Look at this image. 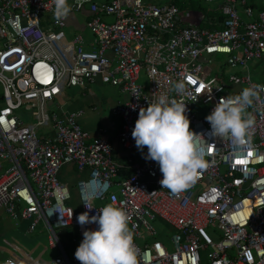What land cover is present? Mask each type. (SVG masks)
Listing matches in <instances>:
<instances>
[{
  "label": "built area",
  "instance_id": "1",
  "mask_svg": "<svg viewBox=\"0 0 264 264\" xmlns=\"http://www.w3.org/2000/svg\"><path fill=\"white\" fill-rule=\"evenodd\" d=\"M68 3L70 13L83 10L90 38L66 35L53 0H0V210L43 236L29 264H80L74 253L83 231L98 225L82 226L77 217L110 203L131 216L138 264H264V92L247 109L255 124L243 144L213 136L205 119L221 97L264 85L244 72L248 61L264 60V0H220L214 11L223 18L211 27L188 21L172 3ZM217 55L235 71H211ZM177 82L185 84L183 93L175 91ZM90 83L126 95L111 113L127 154L117 155L102 130H83L80 111L58 107L65 88ZM162 93L185 101L209 165L178 195L161 187L159 165L144 158L147 147L139 150L131 135L140 108ZM21 106L29 122L15 113ZM67 165L84 172L71 187L57 178ZM154 219L169 228L167 242L156 239L148 223Z\"/></svg>",
  "mask_w": 264,
  "mask_h": 264
},
{
  "label": "clouds",
  "instance_id": "2",
  "mask_svg": "<svg viewBox=\"0 0 264 264\" xmlns=\"http://www.w3.org/2000/svg\"><path fill=\"white\" fill-rule=\"evenodd\" d=\"M54 17L57 21L71 12L68 0H53ZM174 89L183 93L185 84L177 82ZM264 85L250 84L239 94L221 97L205 119L213 136H230L234 143L243 144L251 137L255 117L247 109L251 107ZM136 147H147L146 160L159 165L162 188L178 195L192 187L202 170L209 165L206 150L198 136L190 130L185 101L162 93L146 108L141 107L131 132ZM86 208L93 206L85 204ZM71 213V210H70ZM72 214V213H71ZM78 223H96L95 230L85 229L83 239L75 250L80 264H138L134 245V232L129 228L131 216L122 207L106 204L98 213L89 216L85 211L78 215Z\"/></svg>",
  "mask_w": 264,
  "mask_h": 264
},
{
  "label": "rangeland",
  "instance_id": "3",
  "mask_svg": "<svg viewBox=\"0 0 264 264\" xmlns=\"http://www.w3.org/2000/svg\"><path fill=\"white\" fill-rule=\"evenodd\" d=\"M172 0H142L143 3H152V4H166ZM178 2L182 1L185 4L183 14L184 12L190 11V17L193 18V16L201 18V10H205L208 12H212L217 9L218 5L220 4V0H177ZM193 6L194 8H191ZM65 21L67 23V26L64 28V31L66 35H71L73 32H79L82 34L83 37L90 38V34L88 30L85 27V18L83 10L80 12H72L70 13L66 18ZM213 59V65L212 70L214 71L217 69V67L223 71L224 74H229L233 71H235L233 68H230L224 64V56H213L211 57ZM250 75L251 79L253 81H257L260 83H264V60H250L247 62L246 67L244 68V72ZM107 84H103L102 86H94L92 89L94 90L95 94H98L100 91H104V88H111L108 90L110 97L112 100H117L122 98V94H120L115 87H112ZM77 88H72L71 90L76 91ZM67 91V90H66ZM1 92V87H0ZM58 107L63 108L67 106V103L64 105V103L61 100H58L57 102ZM47 108L50 110H56L57 107L53 106L52 102H47ZM106 111V108L103 109ZM101 111L102 114L106 115V112ZM15 113L20 116V118L26 122L30 121V111L25 107L21 106L20 108L15 110ZM110 114V111L107 112ZM40 134H42V129H37V136L39 137ZM116 146L112 148L115 152L117 150L119 153L127 154V151L122 150L117 141L116 138L114 139ZM113 140V141H114ZM82 177V174L77 172H68L67 167L62 166L60 170L57 172V178L59 181L67 187H71V185L78 179ZM71 194L73 195V189L71 188ZM150 226L155 230L156 232V239L162 240L164 242H167L168 237L170 236V230L169 228L160 220L154 219L153 221L148 222ZM204 231L211 237V231L208 228H205ZM6 232V231H5ZM4 232V233H5ZM12 237H8L7 241L0 245V262L4 259H2V256L5 258H9L14 261H19L22 264H29L30 259H32L33 256L29 254V250L31 249V245L33 243V234H20L16 231H11ZM10 233V232H8ZM42 235H35V238H41ZM1 239V238H0ZM60 240L63 241V237L60 236ZM2 241V240H1ZM43 242H45L44 239H42ZM35 243V242H34ZM38 244V243H36ZM35 244V245H36ZM40 248V246L37 248V250ZM2 255V256H1Z\"/></svg>",
  "mask_w": 264,
  "mask_h": 264
},
{
  "label": "crops",
  "instance_id": "4",
  "mask_svg": "<svg viewBox=\"0 0 264 264\" xmlns=\"http://www.w3.org/2000/svg\"><path fill=\"white\" fill-rule=\"evenodd\" d=\"M181 12H183V10H181ZM184 13V15L186 16L185 19H187L188 21H195L200 19V16L196 18L193 16V18H191L190 11ZM102 85L103 84L100 83H90L85 85L84 88L67 87L65 88L61 97H59V100H61L64 105L67 103V106L62 108L63 110L81 112L77 117V123L83 130L87 131L91 136H94L99 132V130H102L101 132H103V135L111 143L113 142L112 145L113 147H115L116 143L114 139L119 128L120 120L117 116L111 113V109L115 104L123 101L126 98V95L123 92H120L117 88V91L122 94V98L117 100L111 99L108 92V90L111 88H104V91H100L98 94H95L92 88L94 86L100 87ZM72 88L77 89L76 91H73L71 90ZM105 108L107 112L110 111V114L103 110ZM101 111L106 112V115L102 114ZM115 153L117 155H125L123 153H119L117 150H115ZM65 167H67L68 172H77L72 166L67 165ZM81 174L83 176L84 172H81ZM11 231H16L17 233L24 235L28 234L26 232V223L24 221L12 220L0 210V245L5 243L8 237H12V234L14 233H12ZM33 236V243L30 247L31 249L29 250V254H34L37 251V248L39 246L41 247L43 243V236L41 238H35V235ZM3 239H5V242L1 241ZM3 258L5 257L2 256V259Z\"/></svg>",
  "mask_w": 264,
  "mask_h": 264
},
{
  "label": "trees",
  "instance_id": "5",
  "mask_svg": "<svg viewBox=\"0 0 264 264\" xmlns=\"http://www.w3.org/2000/svg\"><path fill=\"white\" fill-rule=\"evenodd\" d=\"M168 3L174 4L178 8L179 11L184 10L185 4L182 1L178 2L177 0H172ZM191 8H194V7L191 6ZM201 11H202L201 12V18H200V22H199L200 26L211 27L212 25L209 24L208 22H211L215 19L217 22H219L223 18V16L217 14L215 11H212V12H208L205 10H201Z\"/></svg>",
  "mask_w": 264,
  "mask_h": 264
},
{
  "label": "snow or ice",
  "instance_id": "6",
  "mask_svg": "<svg viewBox=\"0 0 264 264\" xmlns=\"http://www.w3.org/2000/svg\"><path fill=\"white\" fill-rule=\"evenodd\" d=\"M249 155H251V153H249ZM241 162V161H238V163Z\"/></svg>",
  "mask_w": 264,
  "mask_h": 264
}]
</instances>
